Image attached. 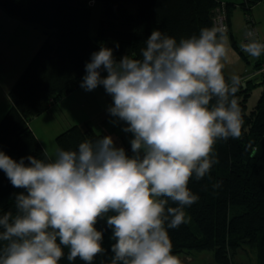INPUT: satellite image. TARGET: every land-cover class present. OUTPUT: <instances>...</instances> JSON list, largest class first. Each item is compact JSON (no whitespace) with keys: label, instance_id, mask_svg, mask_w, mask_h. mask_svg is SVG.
Returning a JSON list of instances; mask_svg holds the SVG:
<instances>
[{"label":"clouds","instance_id":"obj_1","mask_svg":"<svg viewBox=\"0 0 264 264\" xmlns=\"http://www.w3.org/2000/svg\"><path fill=\"white\" fill-rule=\"evenodd\" d=\"M143 44L139 56L119 60L102 45L80 84L111 98L110 122L132 134L131 155L111 135L76 150L46 145L41 157L19 161L0 149V170L22 190L14 193L15 213H0V264H60L65 249L68 261L93 264L105 253L107 229L109 264H181L169 229L188 223L185 209L199 199L190 181L218 163L215 145L241 136L240 78L224 74L228 49L217 27L179 41L157 29ZM241 48L264 55L253 33Z\"/></svg>","mask_w":264,"mask_h":264},{"label":"trees","instance_id":"obj_2","mask_svg":"<svg viewBox=\"0 0 264 264\" xmlns=\"http://www.w3.org/2000/svg\"><path fill=\"white\" fill-rule=\"evenodd\" d=\"M263 1L0 0V9L37 26L46 37L9 91L11 107L0 121V149L17 161L28 155L42 156L44 147L30 126L31 120L60 104L65 95L80 86L86 63L102 45L113 49L118 60L133 52L139 56L153 30L179 41L198 35L201 28L214 27L213 18L223 3L229 25L236 5L252 18L253 7ZM230 35L233 47L244 55L241 44ZM244 57L248 59L246 54ZM262 61L256 63V68ZM242 77L239 75L236 93L243 119L241 136L218 142L214 149L218 163L203 180L190 181L189 187L199 199L185 209L188 223L169 229L174 255L212 251L217 264H236L238 251L249 246L257 249V264H264V93L249 108L256 82ZM101 135L107 134L97 133L92 123L76 124L59 134L57 142L64 150H76L79 143ZM126 150L131 155V145ZM216 184L219 187H214ZM20 191L0 170V213H15L14 193ZM167 206L177 205L169 202ZM106 227L104 221L101 230ZM111 235V229L104 231L105 253L98 255L93 264H109ZM67 251L60 264H85L79 258L68 261Z\"/></svg>","mask_w":264,"mask_h":264},{"label":"rangeland","instance_id":"obj_3","mask_svg":"<svg viewBox=\"0 0 264 264\" xmlns=\"http://www.w3.org/2000/svg\"><path fill=\"white\" fill-rule=\"evenodd\" d=\"M241 3L243 0H232ZM252 18L256 20V31L264 41V1L256 4L251 12ZM234 39L243 42V33H246L247 16L244 9L239 5L231 12ZM225 35V46L228 49V59L224 61V71L228 76L250 75L253 70L254 60L249 61L232 45L231 35ZM243 38V39H242ZM46 37L37 26L27 24L9 16L0 9V121L11 107L9 90L15 85L23 72L32 61ZM247 55V54H246ZM264 57V55H262ZM249 63V64H248ZM258 67L256 68L257 71ZM248 71V72H247ZM253 76L255 82H261L253 87L249 98V108L256 105L262 93H264V80L260 74ZM106 75V73H102ZM243 78V77H242ZM263 80V81H262ZM111 98L105 93L103 87H98L92 92H87L80 86L72 93L63 97L58 106H53L48 112L34 117L30 126L41 140L43 147L46 145L50 150L60 148L57 137L73 125L93 123L97 133L111 135L117 146L125 149L130 145L131 133L122 131V125H114L107 113V106ZM104 220L97 224V228L103 227ZM257 249L245 246L236 254V264H257ZM181 264H217L212 251H185L176 255Z\"/></svg>","mask_w":264,"mask_h":264},{"label":"built area","instance_id":"obj_4","mask_svg":"<svg viewBox=\"0 0 264 264\" xmlns=\"http://www.w3.org/2000/svg\"><path fill=\"white\" fill-rule=\"evenodd\" d=\"M213 22H214V27L222 29L224 34L229 32L227 12H226V9L224 7V3L222 6L217 8L215 16L213 18ZM246 23H247L246 34L247 33H253L255 35V38L264 42L263 39L259 36L258 31H256V24L253 21V19L250 17H247ZM245 40H246V35L244 37L243 42H245ZM242 43H240V44H242ZM240 47H241V45H240ZM257 72L260 74L261 78H263V80H264V60L262 61V63L258 67Z\"/></svg>","mask_w":264,"mask_h":264},{"label":"crops","instance_id":"obj_5","mask_svg":"<svg viewBox=\"0 0 264 264\" xmlns=\"http://www.w3.org/2000/svg\"><path fill=\"white\" fill-rule=\"evenodd\" d=\"M221 1H223V2H232V3H235V4H239V3H236V2H234V1H232V0H221ZM255 22H256V20H254ZM38 28V27H37ZM40 29V28H39ZM232 29H233V23H232V17H231V19H230V23H229V33H232ZM41 30V29H40ZM42 31V30H41ZM228 33V34H229ZM260 34V33H259ZM232 35H234L233 33H232ZM245 35H246V33H243V38L245 37ZM235 36V35H234ZM236 37V36H235ZM242 38V39H243ZM235 40L240 44V41L238 40V39H236L235 38ZM44 43V42H43ZM246 54V53H245ZM248 56V55H247ZM248 60L249 61H253L254 60V65H253V70H251L250 71V75H247V74H249V73H247L245 76H243V80L244 81H247V80H250V79H253V76H251L252 75V72H253V74H255V76H258L257 74H256V63L258 62V61H261V60H264V57H262V55H261V57L260 58H258V59H254V58H251V57H249L248 56ZM249 64V63H248ZM248 72V71H247ZM259 77V76H258ZM263 81V80H262ZM264 82V81H263ZM261 82H257L256 84L257 85H259ZM10 91V90H9ZM263 94V93H262ZM10 102V104H11V100L9 101ZM59 105V104H58ZM57 105V106H58ZM93 124V123H92Z\"/></svg>","mask_w":264,"mask_h":264}]
</instances>
